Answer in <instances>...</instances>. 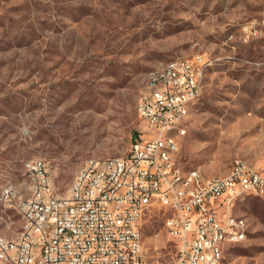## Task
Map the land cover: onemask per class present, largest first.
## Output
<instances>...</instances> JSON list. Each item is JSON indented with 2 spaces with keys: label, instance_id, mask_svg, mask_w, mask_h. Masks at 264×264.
<instances>
[{
  "label": "rangeland",
  "instance_id": "obj_1",
  "mask_svg": "<svg viewBox=\"0 0 264 264\" xmlns=\"http://www.w3.org/2000/svg\"><path fill=\"white\" fill-rule=\"evenodd\" d=\"M197 54L212 63L176 161L217 175L242 159L264 174V0H0V236L21 231L25 161L43 159L66 195L87 160L124 157L145 136L137 104L149 72ZM232 212L248 230L223 264H264V187ZM166 214L142 217L144 264L176 259Z\"/></svg>",
  "mask_w": 264,
  "mask_h": 264
},
{
  "label": "built area",
  "instance_id": "obj_2",
  "mask_svg": "<svg viewBox=\"0 0 264 264\" xmlns=\"http://www.w3.org/2000/svg\"><path fill=\"white\" fill-rule=\"evenodd\" d=\"M243 30L257 33L249 24ZM211 63L197 54L150 71L137 104L145 136L124 157L87 160L66 195L56 193L43 159L25 161L39 192L19 202L21 231L14 240H0V264H144L141 220L155 206L167 210L163 226L175 243L173 264H223L225 245L247 234L232 207L261 192L264 174L236 159L226 174L194 168L178 182L177 138L187 130L183 108L200 97Z\"/></svg>",
  "mask_w": 264,
  "mask_h": 264
},
{
  "label": "bare ground",
  "instance_id": "obj_3",
  "mask_svg": "<svg viewBox=\"0 0 264 264\" xmlns=\"http://www.w3.org/2000/svg\"><path fill=\"white\" fill-rule=\"evenodd\" d=\"M197 99H194L193 100V104L195 103ZM193 104H186L183 108V119H184V122L187 123L188 121V116H189V112H190V108ZM234 166V163L232 165V167ZM245 168L247 169H250V170H257V169H254L253 167H250L248 166L246 163H245ZM194 169V168H193ZM193 169H183L182 168V174H178V182H185V174H189V172ZM28 173V172H27ZM202 175H205L201 172ZM29 175L31 176L32 180H33V175L31 173H29ZM33 194H38L39 192V185H36V180H33ZM264 187V182L261 183V189ZM170 192H177V185H170ZM240 216V226H244L246 227V229L248 230V223H247V220L245 217ZM165 231H166V227H164ZM167 233V232H166ZM168 237H169V234H167ZM0 240H14L12 238H6V237H3V236H0Z\"/></svg>",
  "mask_w": 264,
  "mask_h": 264
}]
</instances>
